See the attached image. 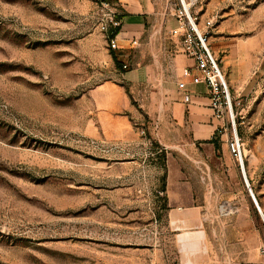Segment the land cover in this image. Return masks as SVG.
Instances as JSON below:
<instances>
[{
	"label": "rangeland",
	"instance_id": "obj_1",
	"mask_svg": "<svg viewBox=\"0 0 264 264\" xmlns=\"http://www.w3.org/2000/svg\"><path fill=\"white\" fill-rule=\"evenodd\" d=\"M106 1L0 0V264H264V220L226 143L158 117L134 53L101 30L122 14ZM151 1L144 41L173 51L179 0ZM188 1L264 214V0Z\"/></svg>",
	"mask_w": 264,
	"mask_h": 264
},
{
	"label": "crops",
	"instance_id": "obj_2",
	"mask_svg": "<svg viewBox=\"0 0 264 264\" xmlns=\"http://www.w3.org/2000/svg\"><path fill=\"white\" fill-rule=\"evenodd\" d=\"M115 2L123 13L121 30L117 35L119 52L123 57H129L134 53L132 58H135L136 66L131 71L130 78L151 87L150 96L153 99L155 95L159 118L166 117L175 124H187V128L193 133L194 142L211 139L217 123L213 119V111L209 108L208 90L204 84H194L191 78L183 77V69L193 68L194 61L182 52L179 38L169 36L176 48L170 50L172 56L170 60H165L167 58L164 52H161L160 46L166 43V37L162 42L159 39V42L155 36V47L150 42V48L144 41V36L148 32L152 1L115 0ZM175 26L176 24L173 27ZM133 41L137 43L134 44ZM193 72L195 73V70ZM181 81L184 83L183 90L178 87ZM185 93L191 96L188 103L184 102Z\"/></svg>",
	"mask_w": 264,
	"mask_h": 264
},
{
	"label": "built area",
	"instance_id": "obj_3",
	"mask_svg": "<svg viewBox=\"0 0 264 264\" xmlns=\"http://www.w3.org/2000/svg\"><path fill=\"white\" fill-rule=\"evenodd\" d=\"M103 4L110 8L111 4L108 1ZM190 9L191 6L188 0H179L178 8L174 13L176 26L169 31L170 36L179 38L182 52L194 61V67H185L182 75L183 77L191 78L194 84H204L207 87L210 105L213 110V119L217 123L215 135L222 138L226 143L231 157L235 161L238 170L242 173L247 190L264 220L263 212L258 202L255 201V195L246 176L245 146L238 134L229 85L210 46L207 30L199 26L197 17L191 14ZM120 14V12L112 11L110 18L101 23V30L108 32L110 29L121 26V19L118 18ZM117 35L110 38L113 49L118 46ZM133 43L136 44L137 41H133ZM161 49L164 50V56L167 58L165 60H170L172 56L166 44L162 43ZM123 67L127 68L128 65L124 64ZM193 70H195V73ZM178 87L183 90L184 83L182 81L179 82ZM190 101V94L185 93L184 102L188 103Z\"/></svg>",
	"mask_w": 264,
	"mask_h": 264
},
{
	"label": "trees",
	"instance_id": "obj_4",
	"mask_svg": "<svg viewBox=\"0 0 264 264\" xmlns=\"http://www.w3.org/2000/svg\"><path fill=\"white\" fill-rule=\"evenodd\" d=\"M107 1H115V0H107ZM122 17H123V13L118 16L119 19H122ZM120 30H121V26L112 29L111 34L109 35L110 38H113L115 35H117L120 32ZM113 55H114L115 60H117V58H118L117 54H115V52H113ZM116 63L119 67L122 66L121 63H119L117 61H116Z\"/></svg>",
	"mask_w": 264,
	"mask_h": 264
},
{
	"label": "bare ground",
	"instance_id": "obj_5",
	"mask_svg": "<svg viewBox=\"0 0 264 264\" xmlns=\"http://www.w3.org/2000/svg\"><path fill=\"white\" fill-rule=\"evenodd\" d=\"M246 151V150H245ZM257 200V199H256ZM259 205V204H258ZM261 208V207H260ZM263 214V213H262ZM264 215V214H263Z\"/></svg>",
	"mask_w": 264,
	"mask_h": 264
},
{
	"label": "water",
	"instance_id": "obj_6",
	"mask_svg": "<svg viewBox=\"0 0 264 264\" xmlns=\"http://www.w3.org/2000/svg\"><path fill=\"white\" fill-rule=\"evenodd\" d=\"M255 201L257 202L256 197H255Z\"/></svg>",
	"mask_w": 264,
	"mask_h": 264
}]
</instances>
